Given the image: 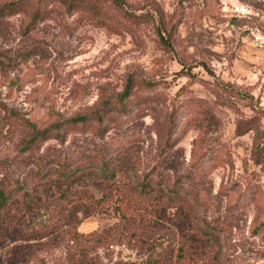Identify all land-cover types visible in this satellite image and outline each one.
<instances>
[{
    "label": "rangeland",
    "instance_id": "1",
    "mask_svg": "<svg viewBox=\"0 0 264 264\" xmlns=\"http://www.w3.org/2000/svg\"><path fill=\"white\" fill-rule=\"evenodd\" d=\"M12 1L0 0V161L23 156L34 129L87 113L39 151L109 146L128 156L117 183L153 171L183 186L139 228L160 246L114 238L126 225L114 194L27 264L138 261L163 245L172 264H197L180 235L192 212L204 263L264 264V0H23L3 13Z\"/></svg>",
    "mask_w": 264,
    "mask_h": 264
},
{
    "label": "trees",
    "instance_id": "2",
    "mask_svg": "<svg viewBox=\"0 0 264 264\" xmlns=\"http://www.w3.org/2000/svg\"><path fill=\"white\" fill-rule=\"evenodd\" d=\"M27 2L12 1L6 3L1 10L3 13L18 11L28 5ZM127 91L128 83L124 85L121 95H127ZM95 117L101 120L100 114H95ZM88 119L87 113L76 114L34 129L20 147L23 156L14 158V161H0V264H27L35 252L42 250L45 245L56 244L63 239L75 240L77 235L70 231V227L95 211L98 201L108 202L114 194L120 202L124 200L116 205L119 217L126 225L121 223L124 227L117 229L114 224L104 232L109 235V232L114 233L113 228L117 229L114 238L133 237L134 242L145 245L146 249L162 244L151 234L142 235L139 228L152 216L161 213L165 201L176 198L181 193L182 184L174 186L175 181H172L170 185H166L160 173L154 174L153 171L145 172L139 178L133 176L132 182L129 180L117 183L116 174L123 168L128 156H122L113 148L109 150V146L99 152L94 150L86 153L80 159H72L70 154L59 150L47 151L44 148L39 151L37 142L44 137L62 136L60 127L63 121L75 124ZM124 148L122 151L125 152L128 147ZM89 187L99 192L98 197L93 199ZM189 212H192L191 208L184 212L181 210L177 219ZM189 216V224L180 227V235L183 238L186 233L183 240L187 239L188 242L183 243L188 245L190 252L196 257L200 256L201 261L198 263L206 264L203 261L208 256L199 249L202 238L195 235L197 230L202 231L203 228L193 224V212ZM125 228L129 229L128 232ZM109 244L112 245L111 242ZM163 246L161 253L160 250H152L151 256L148 253L144 259L117 260L113 264H172V247ZM78 255L81 258H74L71 264L91 263L80 253Z\"/></svg>",
    "mask_w": 264,
    "mask_h": 264
}]
</instances>
